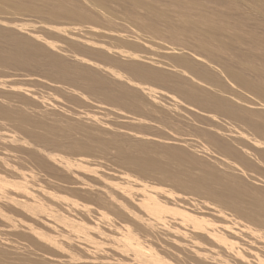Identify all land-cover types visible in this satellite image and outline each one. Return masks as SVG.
Listing matches in <instances>:
<instances>
[{
    "label": "rangeland",
    "instance_id": "1",
    "mask_svg": "<svg viewBox=\"0 0 264 264\" xmlns=\"http://www.w3.org/2000/svg\"><path fill=\"white\" fill-rule=\"evenodd\" d=\"M0 30L1 31L2 30H10V31H13L20 36L35 38V39H37L36 41L40 46H46L48 43H50V41L51 42L54 41V43H56L55 41H57L58 43L60 42V45L57 47L62 49L61 52L64 51L65 55L69 54L71 56L67 57V55H66V57H67L66 58L65 55L59 51L60 49L50 51L51 53L55 52V55L57 54V55H59V57H60V53H61L62 55H64L63 59L65 58V60L67 62H69V63L71 62V64H73L74 67L79 69L80 71L85 70L84 69L85 67H87V69L90 67H91L90 69L93 68V70H91L92 73H93L94 69L97 70V72L96 71L95 72L97 73L96 75H98V78H94L93 75H88V74L83 75V79L86 80L89 84L88 87L86 89H84V88H81V86H79L78 84H75L73 86L74 83L72 84L71 81L69 83L68 82L69 80H66V81L62 80L63 82L64 81L67 82L68 83L67 84L65 82L64 83L61 82V80L59 81L57 79H52L49 75L44 73L43 68L39 67L40 69H38L37 66H33L32 64L26 65V67L23 66V68L21 66L15 65V64H11L14 66H10V64H8L7 66H4V67L1 66L0 67V69H1L0 70V73H1L0 74V81L1 82H4L3 80H6L7 83H11V84H14V83L15 84L18 83L20 85L22 84L24 86V89H27V90L29 89L28 91H33V94L29 93L31 96L40 97L42 94L41 97L45 96L44 98H47V96L50 95V96H48V99H47V102H49L50 106L47 104L48 106L41 107V109L44 108L41 110V115H39L40 114L39 113L40 110L38 109V108H40V107H38V106H40L39 104H37V103L34 104L33 101H29V102L33 103V105H32L31 103L28 102L31 105V107H33L34 105H37V107L34 106V108L30 109L29 104H28L29 106H25V108L29 107V109L26 108V113H28L29 111L31 112V114H30V112L28 113L32 117V123H30V124L32 125L34 123L33 120L35 121V123L37 121V119L36 120L33 119L34 116L32 115V111H34V109H35V114L38 116V117L37 116H35V117L38 118V121H41V123L43 124V128L41 127L42 130L39 129L40 127H38V129L34 128L35 130H37V131H35L33 129L34 131L33 130L32 131L34 133L35 132L37 134L41 133L43 135H45V133L50 134V133H48L49 132L48 129L51 128L50 127L51 125L47 126L46 124H49V123H45V122H48L49 120H50V124L55 123L54 126L59 127L60 125L63 126V123L64 122L66 123L69 117H70V119L68 120L69 122L73 118H74L73 121H75V120L77 121L78 118H81L80 115L84 114V118L82 115V120L78 119L79 124L77 122H74L77 125H75V124L72 125L71 123H73V121H71L70 123L67 122L68 124H66V126L67 125L69 126L71 124L69 127L72 126V129L76 130L75 129L76 127H78V129L81 128V126L79 127V125H81V123L84 122L85 124H87L88 126L83 123L84 127L82 125V128H81V129H84L87 126L86 129L83 131V132H86L85 134L80 132L81 133V135H80L79 130H81V129H79V130L77 129L78 131L72 130L71 132L74 131L76 133L73 132L71 135H73V134L77 135V132H78L77 136L80 135L82 137V135H83V137H82L83 139H80V136H79V139H77L78 137L73 135L74 137H76V138L73 137L74 139L86 140V141H90V140L92 141L93 140V142L98 143V144L94 143L95 144L94 145L93 142L90 141V143H92L91 145H93V147H95L96 145H100L99 142L105 143L106 139L107 140L112 139L113 136H115V134L117 133L118 129L122 128L121 132L123 134L127 131V128H129V130L130 129L131 130H137V132L141 130L140 132L142 134L147 135L151 140H156V138L162 137V136L164 137L166 135L165 138L167 139L166 141H169V143L167 142L169 145L171 144V146H173V144H174L175 148H177L178 146L180 147V148L178 147L176 149L179 151V153L182 152V150L180 151V149L184 148L183 149L184 157L179 156L180 158L183 157V158L187 159L188 162L191 161L190 163H192V161H194L192 164L193 165L195 164V167H192L191 166L192 164L191 165L188 164L189 167L193 171L195 169L198 171L197 168H199V167L197 166V168H196V164H199L200 167L203 166L204 169H206V167L208 165H210L207 167V169L210 168V169H216L217 171H222V164H223L222 162H224L225 158L228 157V159L226 158V160H228L226 162L230 161L229 163H232L234 167L236 166L235 169H237V171L241 170L239 172V175H240V177H242L241 180L243 179L241 182L242 184L240 183L238 185L239 187L237 186L238 189H241V190H238L237 188H235V191H236V193H238L237 194L238 196H240V195L242 196L243 194H245L242 197L241 196L238 197L240 199L239 200L240 202L238 204H240L241 207L239 208L240 211L238 210L239 214L236 213L235 211H234V213L232 212L233 215L236 214V215H234V217H232V224H234V220H236V219L239 220L241 218H242L241 220L245 221V222L243 223L240 220V222H241V224H240L238 221V224L240 225L238 227H235V225L237 224L236 221H235L236 223L234 225H232V224H230V225L232 228L233 227L237 228V229L233 228L235 231L237 230V232H239V230H242V229H239V227H241V225H242V228H243V226L245 227V224L248 221V220L246 221V218L247 217L249 218V215L251 214V213H249L250 207H248V205H249L248 203H251V202H249V198H247V197L248 196L251 197L252 193L254 194V192H253L254 188H255V190H254L255 194L254 195H256L257 199L260 200V198H261V197L258 198L259 192L263 191V193H264V177H263L264 176V173H263L264 172V163H263L264 157L262 158L263 154L261 153V152H264V145H263L264 144V137H262V136H264V135H262V132H264V130L261 129L264 127V125H263L264 124V0H0ZM46 49H48V48H46ZM56 51H58V52H56ZM122 62H124L126 64H123ZM128 64H133L134 66L130 67ZM2 67H3V69H2ZM4 68L7 69V72ZM32 70L35 72H33ZM145 70L147 72H145ZM149 70L152 72H150ZM88 71H89V69H88ZM153 71H155L156 73ZM141 72L147 73L148 80H150V78H151L150 81H146V82L141 79L143 81V83H140L142 85L143 84L147 85V87L153 91V94L150 96L144 95L143 93L139 94L142 91H145L142 87L137 85V83L140 79H138V78L136 79V75L141 73ZM148 72H149V74H148ZM157 72H159V73H157ZM3 73H5V74L3 75ZM152 73H154V75ZM158 74L162 78H160V76L158 78ZM149 75H151V76L149 77ZM2 76H4V77H2ZM44 76H45V78H43ZM155 76H156V78H155ZM5 77H6V79H4ZM19 77H21V78H19ZM47 77H48V80H47ZM157 78H158V80H162L164 78V80L162 81L163 83L161 81L159 82L157 80ZM1 79H3V80H1ZM18 80H19V82H18ZM49 80H51V81L49 82ZM53 80H56V82H54ZM58 81L60 82V84L59 83L57 84ZM142 81H139V82H142ZM33 82H35V84ZM27 83H28V85H27ZM54 83H56V84H54ZM51 84H52V88H51ZM71 84H72L73 88L76 86L77 91L79 89H81L79 92H74V98L72 95L73 91L70 90V92H69L68 89L65 90V88L70 87ZM30 85L31 86L33 85L34 87L33 86L31 87ZM56 85L57 86L60 85L61 88L60 87L57 88ZM8 86L10 88H7V90L9 89L12 91L13 88L11 87V85H8ZM53 86H55L56 88H54ZM64 86H67V87H64ZM50 88L51 89L54 88L57 91L59 89H62V90H59L60 92L58 91L59 92L58 93L57 91H54V89L52 92V90ZM121 88H122V90H125V91H134V92L138 91V93L136 92L135 97H136V100L140 106L141 111L139 110L137 112L136 110H133L132 108H128L129 106L121 104V106H127V108L126 107L122 108L120 106V104L116 103V102L115 103L117 105L114 106V101L109 102V104H106L108 102H106V103L104 102V104H103L102 98H101L102 100H98L100 97L97 93H96L97 97H96V95L94 96L95 98L99 97L96 101L95 98L92 96L94 93L90 92L91 90L98 91V92H110L114 97H118L120 94V91H122ZM63 89L65 91H63ZM82 89H83V91H82ZM3 91L10 92V91H6V90H3ZM45 91L46 92L48 91L47 93H51V94H47ZM49 91H51V92H49ZM61 91L67 93V95H65ZM87 91H89L92 95L88 96L87 94H89V92H87ZM192 91H195V93L196 92L197 93L195 94ZM205 91H209L210 94L214 93L213 94L214 96L216 95L215 94V92H216L218 95L215 97H220L221 99L226 100L227 103H229V104H227V106H221L218 104V102L207 100L206 96H205ZM35 92H37V95H34ZM54 92H56L57 94L56 93L54 94ZM83 92H85V96H83L84 95ZM39 93H40V95L38 96ZM75 93L78 95H76ZM200 93H204V94H200ZM68 94L72 95L71 96L72 99H70V95H68ZM81 94H83V95H81ZM52 95L53 96L55 95V96L53 97ZM56 95H58V96H56ZM86 95L88 96V98H84V100H83V97H87ZM203 95L208 102L206 100H205V102L204 101L201 102L202 100H204L203 99L204 97H202ZM59 97H61V99ZM57 98L60 101H58ZM75 98H76V100H78L79 98L80 99L82 98L81 100L80 99L78 100L79 102L77 101V103H80L82 101V103H80L82 106L80 104H77L75 102L76 100L74 101ZM50 99H52V100H50ZM88 99L89 100L92 99V100L88 101ZM55 100L57 101V103ZM72 101H74L75 103L73 102L74 104H72ZM84 101H86L87 104H88V102H90L89 106H92L90 104H94L97 102L101 103L102 105L98 104V105H100V107L98 108V105L95 106L96 105L95 104V105H93L95 107L89 108V107H87L88 105L86 103H84ZM11 102H12L11 103L12 106L18 105V99L16 97H12ZM53 102H54V104H53ZM70 102H71V104H70ZM213 102H214V104H213ZM83 103H84V106H83ZM230 103H232V104H230ZM56 104L57 105L59 104V106H56ZM105 104L108 105V107H106V108H108L107 109L108 112L110 109L112 110V108H113L111 106L112 104L114 107L118 106L119 107L118 109L113 108V110L115 112L120 111L119 113H117L118 117H117V115H115L116 114L115 112H114V114L110 115L111 114L110 112H109L110 113L109 114V113H107V111H104V109L106 110V108H104ZM216 104H218V106ZM53 105H55L56 108L52 107ZM229 105L230 106L234 105L236 109L233 106H231V110L233 107V111H231ZM73 106L74 107L81 106L85 111L83 109H81V111H80L79 110L80 108L78 109V107H76L75 109H78L77 110L78 112L76 111L77 112L76 113L73 111L74 110ZM101 106H104V107L102 108ZM65 107H67V109L69 111H73V112H67L68 110H66ZM69 107H73V108H71L72 110ZM220 107H222V109ZM22 108H23V110H25L24 106ZM50 108H53L52 109L53 111H54V109H56L55 111L57 113L54 111L56 114H54L53 112H52V114H54V117L57 120H55V118H53V115H49V114H51V113H49L50 110H49V112L47 110ZM87 108H88V112L86 111ZM212 108H214V109H212ZM217 108H219V109H217ZM223 108L226 109L225 110L226 112L224 111ZM60 109H62V110H60ZM116 109H117V111H116ZM215 109H216V111H215ZM43 110H44V113L42 112ZM59 110H60V112L63 111V113L61 112V115H60L61 117H64L65 115H67V116H65V118H67V119L63 120V118H62L63 122L61 121V118L58 117L60 114V112L58 114ZM91 110H92V112L94 111L95 113L94 112L91 113ZM228 110H230V111L228 112ZM238 110H240V111H238ZM36 111H38V112H36ZM64 111L67 112L68 114L67 113L64 114ZM89 111L91 114H89ZM241 111H243V112H241ZM247 111L251 112L252 114L249 112L247 113ZM79 112H82V114ZM83 112H87L86 113L87 117L85 116V113H83ZM135 112H137L138 114ZM219 112H221V113H219ZM231 112H235V113L232 114ZM237 112H238V114H237ZM239 112L241 114L244 113V116H242L243 115L242 114L240 117ZM245 113H247V115ZM33 114H34V112H33ZM63 114H64V116H62ZM71 114H72V116H71ZM75 114L77 116H75ZM88 114H89V116H88ZM92 115H94L93 116L94 120H92L93 118L90 117ZM113 115L115 116V118L113 117ZM257 115H260V116H257ZM40 116L41 117L43 116V117L40 118ZM50 116H52V117H50ZM119 116H123V117H121L122 119L119 118ZM246 116H248V117H246ZM249 116H251V117L255 116V117L251 118ZM48 117H50V118H48ZM76 117H78V118L75 119ZM88 117H89V120H87ZM116 117L119 119L117 120ZM228 117H231L232 119H230ZM233 117H234V119H233ZM0 118L4 120L3 121L0 119L1 122L2 121L4 123L6 122L9 125H10V121L14 120V119H11L8 123L7 118L1 117V115H0ZM58 118L60 119V121ZM90 118H91V121H90ZM137 118L141 119V121H139ZM248 118L250 121L247 120ZM47 119H49V120L47 121ZM134 119H135V121H133ZM226 119H227V121H226ZM53 120L55 122H52ZM79 120H81V121H79ZM241 120H243V121H241ZM244 120H245V122H244ZM43 121H44V123H43ZM96 121H97V123H96ZM60 122H62V123H60ZM228 122H230V123H228ZM242 122H243V124H242ZM248 122L253 124V125L251 124V128H250V123H248ZM2 123L0 124V128H1L0 133L1 132L6 133V131L3 128H7L9 126L6 123H5L6 126L4 123L3 124ZM12 123H14V121L11 122V124ZM15 123L12 124V127L11 126L10 127H11V129L14 127L16 133L13 132L14 128L12 131L10 130V128H7L8 129L7 133H9L11 131V133H13L12 135L15 134L14 137H16L15 139L18 140L16 142H18L19 144L18 143L13 144V143H8V142L7 143L6 142L1 143L2 145L0 144V148H1L0 152L4 151L7 154V152H9V149L10 150H13V149L17 150L18 154L15 153L14 150L11 151V153H15V155L13 154V156L10 155L11 154L10 152L8 153L10 155L8 157H11V158H8V161L10 159H12V157H16L14 160L17 159L15 162L9 161V163L10 164L13 163V165L16 163L17 165H14V166L15 167L18 166L17 168H19L20 164H21L20 168L23 164L24 165L26 164V166L23 165L22 167H24V168H21L20 170L24 169V171H29L27 169L31 170V168H34L37 165L39 166V164H37L36 166H35V164H33L35 162L38 163V161L34 162L32 157L34 158V160H36L35 157H37L36 156L37 152L40 151L41 149H44V148L47 150L48 146H44V145L40 144L39 146H42L43 148L41 147V149L39 148L40 149L39 150L38 146H37L39 143L37 142L38 144L36 145V147H34V144H36L35 143L36 141H35V139L34 140L32 139L33 142L30 143L32 135L29 134V133H32L30 128L32 129V127H34V126L31 127L30 124H29L30 126L26 124L27 125V126L25 125L26 129L29 126V129L26 130L24 125L21 126L20 123H17V122H15ZM89 123H90V125H93V126H90ZM58 124H60V125L58 126ZM236 124H237V126H236ZM239 124H241L242 127ZM245 124L247 125V127ZM17 125H19V126H17ZM74 125H75V128L73 127ZM99 125L101 127H99ZM220 125H222V126H220ZM20 126L22 127L20 129V131H22L23 134H21V132L18 129V127H20ZM66 126L64 124V126L62 128H65ZM122 126H125V127L128 126V127L126 129H123L125 127H122ZM129 126L133 127V128L135 127V129L130 128ZM243 126H245V127H243ZM258 126H259V128H258ZM254 127H255V129H254ZM23 128H24V130H23ZM45 128H46V130H45ZM256 128H257V130H256ZM138 129H140V130H138ZM259 129H261V131ZM2 130H4V131H2ZM29 130L31 132H29ZM112 130H113V132L115 130V132H114L115 134L113 133L114 135L111 134ZM123 130H126V131H123ZM38 131H41V132H38ZM103 131H104V133H103ZM222 131H223V133H222ZM257 131L261 132V136L259 135L260 132L258 133ZM119 132H120V130H119ZM119 132L116 135L119 134L121 136L122 134H120ZM143 132H145V133H143ZM219 132H220V134H219ZM252 132H254L255 134ZM34 133H32V134H34ZM105 133H106V138L103 135ZM128 133L126 134L127 136L131 135L134 132L128 131ZM19 134L23 135V137H21ZM86 134H87V138H86ZM89 134H90V136H89ZM26 135H27L28 139L30 138L29 142H26V140H28V139H24L25 141L22 139V138H27ZM62 135H64V134H60V138L61 137L63 138ZM84 135H85V137H84ZM100 135L101 136L103 135L102 136L103 138H101ZM167 135L168 136L170 135V136L168 137ZM218 135H219V137H218ZM18 136H20V138H21L20 141H19L20 138L17 139ZM244 136H246V137H244ZM259 137H261V138H259ZM62 138H61V140H63ZM169 138L171 140H169ZM176 138H177V140H176ZM87 139H89V140H87ZM98 139L101 141H99ZM172 139H174V140H172ZM179 139H180V141H179ZM239 139L242 143L240 141H236ZM242 139H243V141H242ZM245 139H247V140H245ZM258 139H259V143L257 144ZM261 139H262V141H261ZM95 140H98V141H95ZM254 140L256 141V143H254ZM173 141H174V143H172ZM260 141L263 143L260 144ZM23 142H25V143H23ZM237 142H238V144H237ZM5 143L7 144V146H4V145H6ZM27 143L32 144V146L27 144ZM180 143H182V144H180ZM12 144L14 147L12 146ZM22 144H25V145H23L24 147L22 146ZM224 144H226V145L224 146ZM246 144H247V146H246ZM9 145L12 149L7 148V147H9ZM28 145L31 146V148L28 147ZM15 146L18 149L17 148L15 149ZM26 146L28 147V149H31V150H28ZM216 146H217V148H216ZM2 147H6V148L2 149ZM21 147H23V148H21ZM32 147H34L35 149H33ZM101 147L104 148L102 146V143L100 146H98L96 153H95L96 147H95V150L92 149V150H94V152L92 150H90L91 152L77 153L78 159H79V157L84 158L85 154L87 155L85 158H87L88 156H90L89 154L93 152V154L91 156L94 155V158L90 156L91 158L90 157L87 158V161H89V163L90 162L94 163L98 159V162L94 163L97 168H93V166H94L93 163H91L93 165L92 166L88 162H85L86 164L84 163L85 168L83 170H82V168H80V169L78 168L79 170L78 169L71 170L69 167L66 166L67 167L66 172H60V173H58L57 176L64 178L65 174H66V176L70 175V176H73V177H71V179L74 181H75V179H78V178L80 179L81 178L80 176H82V178H84V179L86 177H88L85 180H89V182L86 181V183L90 184L92 182L90 179H93V177L91 175H93V176H95V175L91 174V172H90V174H88V172L85 174V171H87L85 169H87V168L89 169V167H90L89 165H91L90 169L93 168V169H95L96 172H97L98 168H100L97 172L98 175L102 174V172L105 174L106 173L105 171L107 169H108L107 172H109V170H110L109 168L112 169L113 165L115 166V168L113 166L114 170H112V171H115V169H116V171L119 173L125 172L126 174L133 176L132 174H135L136 171L138 172V170H135L133 168V170L135 172L132 171V173H131L132 169L127 170L128 166L126 167L125 165L119 164L117 161H116L117 162L116 165H115V163H113V165H112L111 161H113L115 159L114 157H116L115 156L116 149L114 150L113 147L109 146V149H111V150L107 151V149H102ZM251 147H253V148L251 149ZM4 149H6V150H4ZM50 149L52 150L54 148L49 147L48 151H51ZM112 149L114 151H112ZM239 149H240V151H239ZM19 150H21L20 151L21 154L19 153ZM58 150L59 151H55V150L54 151L58 152V154H60V156L62 154L63 155L65 154L64 156L63 155L61 156V157H64V159H67V160L69 159V161H70V159L72 161L78 160L77 154L75 156L76 158L73 159L74 156L72 157L71 155H73L75 153H71V155H70V154L65 153L67 151H63L61 149H58ZM185 150L187 151V154H185L186 153ZM28 151L29 152L31 151L30 152L31 155L33 154V151H35L34 152L35 154L30 156ZM100 151L101 152L103 151L102 152L103 154L101 153V155L100 156L98 155V157L96 158L95 155L99 154ZM255 151L257 154L255 153ZM24 152H25V154H24ZM51 152H53V151H51ZM104 152H106V153L111 152L112 155L113 154L114 155L112 156L111 153H108L105 155ZM247 152H248V154H247ZM67 153H69V152H67ZM236 153H238V154H236ZM3 154H0V156L3 157L4 156ZM22 154H23V156H22ZM181 154L182 153H180V155ZM189 154L193 155V157L190 156ZM201 154H203V155H201ZM18 155H19V157H17ZM26 155H28V156H26ZM110 155L112 156L113 159H110L111 158ZM186 155H187V157H186ZM243 155H245V156H243ZM65 156H66V158H65ZM188 156H190L192 159ZM194 156H195V158H197V157L198 158L194 159ZM224 156H226V157H224ZM20 157H21V160H19ZM22 157H24L26 159V160L24 159L25 162H24ZM27 157H31V158H27ZM42 158H43V156H42ZM27 159H28V161H27ZM29 159H32V160L30 161ZM93 159H94V161H93ZM105 159L109 160L108 164H106L107 161ZM161 159H163V157ZM189 159H191V160H189ZM198 159L200 162L196 161ZM236 159H237V161H235ZM250 159H252L253 161ZM47 160H48V162H47ZM220 160H222V161H220ZM17 161H22L23 163L22 162L18 163ZM42 161L44 163L46 162V165H49L51 162L53 163V161H50V159H47V158H43ZM201 161H203V162H201ZM104 162L106 165L103 164ZM113 162H115V161H113ZM196 162H198V163H196ZM243 162H244V164H243ZM258 162H259V164H258ZM52 163L50 164L51 166H52ZM97 163H99L100 165ZM203 163L204 164L207 163L206 166L201 165ZM252 163H253V166L251 165ZM53 164H55V163H53ZM101 164L103 166L105 165L106 167L105 166L104 167L107 169H104V167ZM110 164H111V166H107ZM118 164L122 165L123 167H121V166L118 167L117 166ZM261 164H263V165H261ZM31 165H33V166H31ZM97 165H99V166H97ZM211 165L215 166V168ZM246 166L248 167V169H250L251 166L252 167L250 170H248ZM254 166H255V168H254ZM117 167L120 169V171ZM262 167H263V169H262ZM36 168L38 169L39 167H36ZM101 168H103L104 171ZM203 168L199 169V170L200 171L204 170ZM35 169H33L34 171H30V172H35V171L37 172V170H35ZM64 169H65V165H64ZM128 169H129V167H128ZM101 170H102V172H100ZM83 171H84V174H83ZM197 171L193 172V174L194 173L199 174V171L198 172ZM261 171H263L262 172L263 174L261 173ZM79 172H80L79 177L74 178L73 174H79ZM137 172H136V174H137ZM1 173L2 172L0 171V176L2 175L0 180L3 179V174H1ZM44 173L42 172L41 175L45 176V175H43ZM63 173H64V175H63ZM138 173H140V172H138ZM140 175H142V173H140ZM140 175H139V177H140ZM76 176H78V175H76ZM155 176L156 175H153V174L152 175L151 174H147V175L143 174V176H141L139 178L136 175V177L139 178L140 180H143V181L147 180L146 182L151 180L152 182L150 181L149 184H151V183L153 184V182H156V185L151 184L152 186L158 185L157 187H160V186L164 185L161 188L165 189V186H166L169 188V189L167 188L166 190L172 191V189L174 188L179 193L185 192L184 191L185 188H184V190L182 189L183 191H181L180 187H178V186L176 187V185L171 183L170 181L168 182L166 179H164L163 177H160L159 175H158V177H155ZM133 177H135V176H133ZM243 177H245L246 179ZM256 177H258L259 179H257ZM157 178H158V180H157ZM254 178L256 180H254ZM79 179L76 181H79ZM153 180H155V181H153ZM245 181H247L248 183ZM161 182H164V184L162 183V185L159 186V183H161ZM166 182H168V183H166ZM255 182L257 184L259 183L260 186L257 185ZM94 183L95 182H92L90 185H94ZM218 183H219V186L215 185V187H216L215 190L219 189L220 192H217L219 190H217L216 192L223 194V193H221V192H223V191H221V189H222V186H220L221 183L220 182H218ZM172 184L177 189L175 187L171 186ZM245 184L247 185V188H246ZM253 184H254V186H253ZM244 185H245V187H244ZM95 186L96 185H94V187ZM217 187H219V188H217ZM178 188H180V189H178ZM243 188L244 189L245 188L251 189L250 190L251 193L249 192V190H246V189L244 191ZM187 191H188V189H186V192ZM190 191L191 190H189V193H191ZM239 191H242V192L239 193ZM173 192H175V191H173ZM194 193H196V192H194ZM256 193H258V194H256ZM263 193H262V195H263ZM200 194H202V195H200ZM200 194L198 196V194L196 193V196H198V198H200L202 196L203 199L205 200V197H207V196L205 194H203L202 192H200ZM12 195H14V194H12ZM66 195L67 196H65V198L66 197L70 198V196L72 194L71 195L66 194ZM246 195H248V196H246ZM243 197L245 199L244 201L248 200L247 201L248 205L244 204L246 202H244L243 200L241 201V198H243ZM256 197L254 196L253 198L256 199ZM33 199H36V198H33ZM33 199H32V201H29V204H30V202H33ZM79 199H77V203H78ZM207 199H209V200H207ZM84 200H86V198H84ZM206 200L210 201L213 199H210L209 197H207ZM226 200L230 201L229 199L225 198V201ZM253 200H252V202H253ZM35 201H37V200H35ZM35 201H34V204L32 203L33 206L35 204H38V205H35L36 207L34 206L35 209H39V206H42V208H40V211L37 210L39 215L35 211L37 214V215H35V217L31 216V215L29 216L27 214V215H25L26 218L30 219L31 217H34L35 219H38L42 223L46 221L47 224H48V221L50 223V220H51L50 224H52L54 222L53 224H55V225H53V226H55V228L59 225L63 226L62 223H60V222H59L60 224L57 221L56 222L58 224H56L55 221L52 222V219L53 220H58V219L50 216V214H49L50 207H44V205H40L38 202L36 203ZM213 201H210V202H213ZM250 201H251V199H250ZM80 202L84 206H82V205L78 206V204ZM80 202L78 204L76 203L78 206L76 209H77V211L80 212V215L77 211H74V210H76L74 207L75 205H73L72 212L74 213V215L76 212L78 214H76L74 216L73 213L71 211H69V212H71L70 215L72 214L71 215L72 218L77 223H79L80 219L82 218L81 217V214H83L82 207L83 208L86 207L85 205L87 202H88L87 206H88L89 210L93 211L95 209V207L91 206L92 203L89 204L90 202L87 200H86V202L84 201L85 202L84 203L82 198H81ZM255 202H256V204H254ZM263 202H264V199L261 200V202L260 201L257 202L255 200L253 203L254 206L251 207V210H250V212L256 211V213H257L258 209H259L258 212L261 210L260 214L255 213L256 216L254 217V218H257V217L260 218V221H259V219H258L259 222L257 221L259 224L260 223L264 224L263 223V220H264V217H263L264 216V210H263L264 208L263 207L264 206L258 205V203L260 204ZM226 204L228 206H231L230 203H226ZM89 205L92 207V209L93 208L94 209L92 210L91 207H89ZM257 205H258V207H261L263 209H261V208L256 209ZM242 206H244V208ZM249 206H252V205H249ZM6 207H8L9 209ZM2 208L3 209H1V210L5 213V215L11 214V216H13L15 214L14 215L15 218H17V219L23 218L24 221H26L27 223L24 222L23 220H20V219H18V220L23 222V224H25V225L26 224L29 225L28 224L29 221H27V219L24 218L25 216L22 215L23 216L22 217L20 214H18L21 210L18 213H16L17 210L14 208L16 211L14 213L13 212L14 209L10 208L8 205L4 206ZM47 208H49V210ZM252 208H255V209L253 210ZM6 209L8 210V212L5 211ZM10 209H11V211H10ZM44 210H48V212H46ZM242 210H244V212H242ZM246 210H248L247 211L249 213L248 216H246L247 215V212H245ZM45 212L47 213L46 216H48V217L50 216V218L45 216V214H46ZM240 212H242V213H240ZM254 212L252 213L253 215L251 214V216H254ZM21 213H22V211H21ZM261 213H263V216L261 215ZM24 214H25V212H24ZM243 214H244V216H246V218L243 217ZM260 215H261V217H259ZM251 216H250V218H252ZM13 217H11V218L14 219ZM34 218H33L34 221L31 222L32 219H30L29 223H31L33 226L36 225L37 223L39 225L38 220H35ZM233 218H236V219H233ZM254 220H257V219H254ZM248 222H250V221H248ZM41 224H40V226H41ZM32 225H31V227H33ZM43 225H45V224H43ZM45 226L43 227V229L45 228ZM61 226H59L60 228L58 227L59 229H53V230H55L56 233H58L57 231H59V233H61L63 230H66L68 227L70 229V227H71V226H65L67 228L63 229V228H61ZM252 226H253V223H252ZM38 227L36 226L35 228L38 229ZM18 229L21 230V228H16L15 231H17ZM46 229L49 230L46 227L44 229V231H46V232H47ZM71 229L69 231L66 230L63 233L68 236L72 232L70 234V235L73 234L71 236V238L77 237V239H79V237L82 234H80L79 231H77L78 233L76 234L75 233L76 229L74 230L75 231L74 232L75 234H74L73 233L74 228L72 230ZM262 229H264V228H262ZM19 230L17 233L14 230L12 231V230H8V229H3L4 235H2V239H3L2 247L4 245L3 248L5 251V255L3 254L4 251L2 253H0V261H1L0 264H7V263L10 264V262H11V264H13V263L14 264H42V263L48 264V262H49V264H55L56 260L52 256L54 255L56 257V253H57L56 259L61 257L59 259L63 260L67 256L66 254H68V252H70V250L71 251H74V250L77 251L78 248H80L82 250L83 249L82 247L85 246V245L83 246L84 243L86 244L85 247L89 248L88 247L89 245H87V243L83 239L81 242L82 236L80 237V240H78V242L79 241L81 242V244H80V243H77V239L76 240L74 239L75 241H73V238L71 239L70 235L68 236V238H65L67 236L61 233L60 235L65 236V237H62L60 239V240L65 239L64 242H61V243H63V245L65 247L63 245L61 246V244H59V246L55 245V248H54L53 247L54 244H52L51 242H48L49 240H45L42 236H39L40 233L42 234L44 232L42 230V228L39 227L38 231H36L39 233V234L37 233L38 235H35V233H32V232H31L32 233L31 234L29 231H26V229H25V231L27 233L28 232L30 233V236H29V234H27V233L26 234L29 236V238L32 237L31 239L33 241L31 239H27V241H26L25 238H27L26 237L27 235L25 233H22V231L24 229H22V231H20L21 234H19ZM41 230L43 232H41ZM243 230H244V228H243ZM133 231H134V229H133ZM136 231L137 230L134 231L135 233L133 232V234L137 235V237L134 235V239H135V237L137 239L139 237V233H140L141 237H139V238H141V240H142V238L145 237L144 232L141 233L138 231V233L136 234ZM242 231L239 234H241ZM13 232L16 233V237H18L20 235V237L18 239H21V240H19V241H18V239L16 240L15 234ZM49 232H51V231H49ZM49 232H47V233L44 232V233L47 235H50V234H48ZM65 232H67V233H65ZM22 234L24 237L21 236ZM51 234H52V232H51ZM6 235H8V236H6ZM60 235H58L59 238H60ZM4 236H6V237H4ZM92 236H93V234H92ZM120 237L121 236H118V239ZM6 238H8V239H6ZM69 238L72 240L71 241L72 245L77 243V245L79 244L81 246L79 247V245H78V248H77L76 247L77 245L75 244L76 246H72L73 250L71 248H69V250H68L67 247H71V244L69 246H67L68 243H66L65 241H67ZM111 238L112 237L104 238L105 240L108 239L107 241L109 244L105 243L106 245L104 244L103 239H101V241L99 240L100 242L99 241L98 242L99 243L102 242L101 244H104L106 247H107V245H110V244L112 245L114 243L115 245H112V246H114L115 249H112L114 247H112L110 245L112 247L111 251L118 249L119 246L117 247V245H116V241L118 239L117 240L115 239V241H114V239L112 238L114 242L112 241L110 243ZM139 238H138V240H140ZM145 239H143L141 242L143 244H141L138 240H136V241H138L139 244L142 245V247L145 246L146 249H148V248L152 249L154 247L153 251L155 252V250H156L155 249L156 248L155 243L153 241H151L152 244L154 243L153 244L154 246L152 245L150 247L151 243L148 241L150 243L149 244L147 241H145ZM30 240L34 244L31 243ZM122 240L123 239L121 238L120 241H122ZM8 241L9 242L11 241V242L5 244ZM28 241L30 242V244ZM45 241H47L48 244ZM107 241H105V242H107ZM134 241L135 240H133V242ZM144 241L146 242L145 245H144ZM68 242H70V241H68ZM117 242L119 243V240ZM121 243H123V242H121ZM9 244H11V245H9ZM31 244H32V246H30ZM101 244H99V245H101ZM120 244H118V245H120ZM33 245L34 246L37 245V247H34ZM147 245H149V246L147 247ZM6 246H8V247H6ZM50 246H51V248H50ZM103 246L101 245V248H100V246L97 248H99L100 251H101V249L103 251V248H104ZM110 246L108 248H104L103 252L107 251V254H110V253L112 254L114 251L113 252L110 251ZM60 247H64V248H60ZM74 247H76V249ZM9 249H11L12 253L8 252V251H10ZM13 249H15V252H13L14 251ZM16 249L17 250L19 249V251L16 252L17 251ZM107 249H109V251H110L109 253H108ZM120 249H122V248H120ZM20 251H21V253H20ZM76 251H74L75 256L77 255ZM79 251L80 250L78 249L77 253ZM116 251L115 252L117 254H119L118 252H121V250H119V249ZM60 252H64V253H60ZM115 252H114V254H115ZM6 253L9 256V258L6 255ZM129 253H131V254H129ZM59 254H60V256H59ZM72 254L73 253L71 252V255ZM79 254L81 255V253H78L77 256H79ZM117 254H115V255H117ZM122 254L129 255L128 258H126L127 255L124 256V258L128 259L129 261H130L129 257L130 256L133 257L132 252H130L129 250H128V252L126 251V253H122ZM20 256H21V258H20ZM36 256H38V257H36ZM62 256H64V257H62ZM28 257H29V259H28ZM51 257L53 258L54 262H53ZM156 257L157 256H155L154 254H152V256H151L152 259L158 260L159 258H156ZM41 258L43 259V261ZM49 258L52 262L49 260ZM133 258H131V259L133 260ZM5 260L8 262H6ZM46 261H47V263H46ZM56 264H59V260L56 261Z\"/></svg>",
    "mask_w": 264,
    "mask_h": 264
},
{
    "label": "bare ground",
    "instance_id": "2",
    "mask_svg": "<svg viewBox=\"0 0 264 264\" xmlns=\"http://www.w3.org/2000/svg\"><path fill=\"white\" fill-rule=\"evenodd\" d=\"M37 39H35V38H29V37H25V36H20V35H18V34H16L15 32H13V31H10V30H0V67L1 66H7L8 64H10V66H14V65H11V64H15V65H17V66H21L22 68H23V66H25L26 67V65H29V64H32L33 66H37V68L38 69H40V68H43L44 69V73L45 74H47V75H49L52 79H57V80H61V82H63L62 80H69L68 82L70 83V81H71V83L73 84V86L75 85V84H78L79 86H81V88H84V89H86L87 87H88V82L86 81V80H84L83 79V75H85V74H88V75H93V77L94 78H98V75H96L97 73V70L96 69H94V71H93V73H92V71L91 70H93V68L92 69H90V68H88L89 69V71H88V69H87V67H85L84 69L85 70H83V71H80L79 69H77V68H75L74 67V65L73 64H71V62L69 63V62H67L66 60H65V58L63 59V57H64V55H65V52L63 53V52H61V50L62 49H60L59 47H57V46H59L60 45V42L58 43L57 41H55L56 43H54V41L53 42H51L50 41V43H48L46 46H40L38 43H37V41H36ZM46 48H48V49H46ZM62 48V47H61ZM58 49H60L59 51L62 53V54H64V55H62L60 52V57H59V55H55V52L54 53H51L50 51H53V50H58ZM56 52H58V51H56ZM67 55V57H70L71 55H69V54H66ZM66 55H65V57H66ZM69 55V56H68ZM66 57V58H67ZM68 60V59H67ZM123 64H126V63H124V62H122ZM130 67H133L134 65L133 64H128ZM3 67H2V69H3ZM28 67V66H27ZM40 67V68H39ZM16 68V67H15ZM19 68V67H18ZM5 70H6V72H7V69L6 68H4ZM12 69V68H11ZM87 69V70H86ZM151 69V68H150ZM153 69V68H152ZM1 70V69H0ZM25 70V69H24ZM148 70V69H147ZM156 70V69H155ZM4 71V70H3ZM2 71V72H3ZM15 71V70H14ZM22 71V70H21ZM26 71V70H25ZM29 71V70H28ZM33 71V70H32ZM96 71V72H95ZM150 71V70H149ZM157 71V70H156ZM18 72V71H17ZM16 72V73H17ZM33 72H35V71H33ZM95 72V73H94ZM145 72H147L146 70H145ZM150 72H152V71H150ZM153 72H155V71H153ZM10 73V72H9ZM28 73V72H27ZM156 73V72H155ZM157 73H159V72H157ZM1 74V73H0ZM5 73H3V75H4ZM8 74V73H7ZM30 74V73H29ZM35 74V73H34ZM148 74H149V72H148ZM153 75H154V73H152ZM15 75V74H14ZM19 75V74H18ZM157 75V74H156ZM33 76V75H32ZM151 75H149V77H150ZM159 74H158V78H159ZM2 77H4V76H2ZM10 77V76H9ZM24 77V76H23ZM19 78H21V77H19ZM43 78H45V76L43 77ZM140 79L139 81H150L151 80V78H150V80H148V75H147V73H139V74H137L136 75V79ZM155 78H156V76H155ZM158 78H157V80H158ZM160 78H162L161 76H160ZM4 79H6V77L4 78ZM18 79V78H17ZM16 79V80H17ZM30 79V78H29ZM135 79V80H136ZM142 79V80H141ZM153 79V78H152ZM1 80H3V79H1ZM46 80V79H45ZM47 80H48V77H47ZM154 80V79H153ZM152 80V81H153ZM164 80V78L162 79V80H158L159 82L161 81H163ZM166 80V79H165ZM4 82H1L0 81V115H1V117H5V118H7L8 119V123H9V121L11 120V119H14V120H12V121H10V125L9 124H7L6 122V124L9 126V127H7V128H10V130L12 131L13 130V128L11 129V127H12V124H14L15 122H17V123H20V125L21 126H23L24 125V127H25V129H26V126L27 125H29L30 123H32V117L30 116V114H31V112H30V114H28V113H26V108H28L29 109V107H26L25 108V106H29L30 104L29 103H31L32 105H33V103L35 104V103H37V104H39L40 106H38V107H40V108H38L39 110H40V114L39 115H41V110L42 109H44V108H42L41 109V107H46V106H48L49 105V102H47V99H48V96H50V95H48L47 96V98H44V97H41L42 96V94H41V96L40 97H35V96H31L29 93H32L33 94V91H28L27 89H24V86L21 84H11V83H7V81L6 80H3ZM6 81V82H5ZM31 81V80H30ZM29 81V82H30ZM51 80H49V82H50ZM54 82H56V80H53ZM57 82V84L59 83L60 84V82ZM64 81V82H65ZM138 81V80H137ZM138 81V83H137V85H139L140 87H142L145 91H140L141 93H139V94H144V95H152L153 94V91L151 90V89H149L148 87H147V85H145V84H140V83H143V81L142 82H139ZM18 82H19V80H18ZM26 82V81H25ZM37 82V81H36ZM48 82V81H47ZM63 82V83H64ZM34 84H35V82H33ZM53 83V82H52ZM62 83V84H63ZM65 83H67V82H65ZM163 83V82H162ZM54 84H56V83H54ZM61 84V85H62ZM68 84V83H67ZM72 84L70 85V87H67V86H64V87H67V88H65V90L66 89H68V91L70 92V90L71 91H73V98H74V92H79L81 89H79L78 91H77V88H76V86L73 88V86H72ZM8 85H11V87L13 88V90L11 91V90H7V88H10ZM13 85V86H12ZM27 85H28V83H27ZM38 85V84H37ZM50 85V84H49ZM64 85V84H63ZM31 86V85H30ZM33 86V85H32ZM31 86V87H32ZM39 86V85H38ZM48 86V85H47ZM34 87V86H33ZM54 88H58V87H60L61 88V86L59 85V86H57L56 85V87L55 86H53ZM63 87V86H62ZM11 88V89H12ZM28 88V87H27ZM51 88H52V84H51ZM50 88V89H51ZM53 88V89H54ZM76 88V89H75ZM33 89V88H32ZM53 89H51L52 90V92H53ZM3 90H6V91H10V92H5V91H3ZM49 90V89H48ZM59 90H62V89H59ZM58 90V91H59ZM64 89H63V91H65ZM121 90H122V88H121ZM35 91V90H34ZM37 91V90H36ZM54 91H57V90H55L54 89ZM57 91V92H58ZM63 91H61V92H63ZM82 91H83V89H82ZM46 92V91H45ZM48 92V91H47ZM46 92V93H47ZM49 92H51V91H49ZM60 92V91H59ZM58 92V93H59ZM68 92V93H69ZM87 92H89V91H87ZM94 93L93 95L91 94V93ZM89 92V94H87L88 96H90V95H92L93 97L96 95V93L99 95V99L98 98H95V100L97 101V99L98 100H102L103 99V104H104V102L106 103V102H108V103H106V104H109V102H113L114 101V106L115 105H117L116 103H119L120 104V106H121V104H123V105H127V106H129L128 108H132L133 110H136L137 112L140 110L141 111V109H140V106H139V104H138V102H137V100H136V92L138 93V91H125V90H122V91H120V94H119V96L118 97H114L110 92H98V91H93V90H91ZM192 92H194L195 93V91H192ZM56 92H54V94H55ZM65 95H67V93H65V92H63ZM82 93V92H81ZM84 93V95L83 94H81V95H83V96H85V92H83ZM197 93V92H196ZM195 93V94H196ZM213 93V92H212ZM44 94V93H43ZM47 94H51V93H47ZM57 94V93H56ZM61 94V93H60ZM76 94V93H75ZM194 94V95H195ZM200 94H204V93H200ZM214 94V93H213ZM213 94H210V92L209 91H205V96H206V99L207 100H209V101H214V102H218V104L219 105H221V106H227V104H229V103H227V101L226 100H223V99H221L220 97H215V96H217L218 94L215 92V96L213 95ZM34 95H37V92H35V94ZM40 95V93L38 94V96ZM59 95V94H58ZM58 95H56V96H58ZM62 95V94H61ZM60 95V96H61ZM68 95H70V94H68ZM72 95H70V99H72ZM76 95H78V94H76ZM86 95V96H87ZM53 96V95H52ZM55 96V95H54ZM53 96V97H54ZM88 96L87 97H83V100H84V98H88ZM91 96V97H92ZM201 96V95H200ZM12 97H16L17 99H18V105L17 106H12V102H11V98ZM79 97V96H78ZM96 97H97V95H96ZM196 97V96H195ZM202 97H204V95L202 96ZM222 97V96H221ZM56 98V97H55ZM60 99H61V97H59ZM102 98V99H101ZM53 99V98H52ZM52 99H50V100H52ZM58 99V98H57ZM56 99V100H57ZM78 99V98H77ZM80 99V98H79ZM78 99V100H79ZM82 99V98H81ZM80 99V100H81ZM204 100H202L201 102H205V97L203 98ZM55 100V101H56ZM76 100V98L74 99V101ZM78 100H76L75 102L77 103V101ZM87 100V99H86ZM90 100H92V99H90ZM89 99H88V101H90ZM206 100V101H207ZM29 101H33V103L32 102H29ZM54 101V102H55ZM58 101H60L59 99H58ZM71 101V100H70ZM74 101H72V104H74L75 102ZM94 101V100H93ZM231 101V100H230ZM29 102V103H28ZM54 102H53V104H54ZM74 102V103H73ZM79 102V101H78ZM101 102V101H100ZM116 102V103H115ZM208 102V101H207ZM214 102H213V104H214ZM56 103H57V101H56ZM80 103H82V101L80 102ZM80 103H77V104H80ZM84 103H86L87 104V102L86 101H84ZM84 103H83V106H84ZM89 103L90 102H88V106L87 107H89V108H91V107H95V106H97L98 104H100V105H102L101 103H94V104H90V105H92V106H89ZM92 103V102H91ZM210 103V102H209ZM29 104V105H28ZM48 104V105H47ZM51 104V103H50ZM60 104V103H59ZM59 104L57 105L56 104V106H59ZM70 104H71V102H70ZM96 104V105H95ZM104 105V106H101L102 108L104 107V108H106V107H108V105ZM207 104V103H206ZM218 104H216L217 106H218ZM230 104H232V103H230ZM234 104V103H233ZM21 105V106H20ZM76 105V104H75ZM81 105V104H80ZM93 105H95V106H93ZM100 105H98V108L100 107ZM210 105V104H209ZM24 106V108H25V110H23V107ZM34 106H36L37 107V105H34ZM34 106L33 107H31V105H30V109L31 108H34ZM50 106V105H49ZM61 106V105H60ZM82 106V105H81ZM81 106H76V107H78V109L81 111V109H83ZM113 108H119L118 106L117 107H114L113 106V104L111 105ZM127 106H121L122 108H127ZM212 106V105H211ZM230 106V105H229ZM231 106H233L234 108H235V106L234 105H231ZM231 106H230V110H231ZM52 107H55V105H53ZM63 107V106H62ZM61 107V108H62ZM74 107V106H73ZM73 107H69L70 109L71 108H73ZM76 107H74V112H76L78 109H75ZM214 107V106H213ZM233 107H232V110L231 111H233ZM56 108V107H55ZM66 108V110H68L67 109V107H65ZM64 108V109H65ZM97 108V107H96ZM101 108V109H102ZM111 108V107H110ZM113 108H112V110H113ZM216 108V107H215ZM221 109H222V107H220ZM37 109V110H38ZM53 108H50V109H46L48 112H49V110H50V112L49 113H51V114H49V115H53V118H55L54 117V114H56L57 112L55 111L56 109H54V111L56 112H54L53 110H52ZM59 109V108H58ZM63 109V110H64ZM86 109V108H85ZM107 109L108 108H106V110L104 109V111H107ZM117 109H116V111H117ZM212 109H214V108H212ZM217 109H219V108H217ZM224 109V108H223ZM236 109V108H235ZM45 110V111H46ZM52 110V111H51ZM60 110H62V109H60ZM60 110L58 111V114H59V112H60ZM72 110V109H71ZM84 110V109H83ZM82 110V111H83ZM90 110V109H89ZM103 110V109H102ZM101 110V111H102ZM111 110V109H110ZM109 110V112L111 113H109L108 111H107V113H109L110 115H112V114H114V110L112 111H110ZM226 109H224V111H225ZM230 110H228V112L230 111ZM243 110V109H242ZM73 111H67V112H73ZM85 111V110H84ZM87 112H88V108H87V110H86ZM215 111H216V109H215ZM214 111V112H215ZM218 111V110H217ZM220 111V110H219ZM223 111V112H224ZM238 111H240V110H238ZM33 112H34V114H33ZM36 112H38V111H36ZM43 113H44V110L42 111ZM52 112L54 113V114H52ZM62 113H63V111H61ZM61 112H60V114H59V118H61V121L63 122V120H65V119H67V118H65V116H67V115H65L64 116V114H66L67 112H65L64 111V114L62 115V116H64V117H61L60 115H61ZM78 112V111H77ZM76 112V113H77ZM87 112H83V113H85V116H86V113ZM94 112V111H93ZM92 112V110H91V113H93ZM113 112V113H112ZM120 112V111H119ZM119 112H115L116 114L115 115H117V117H118V114L117 113H119ZM137 112H135V113H137ZM222 112V111H221ZM221 112H219V113H221ZM226 112V111H225ZM227 112V113H228ZM241 112H243V111H241ZM249 111H247V113H248ZM79 113H81L82 114V112H79ZM90 113V111H89V114H91ZM95 113V112H94ZM134 113V114H135ZM232 114H234L235 112H231ZM247 113H245L246 115H247ZM249 113H251V112H249ZM57 114V115H58ZM68 114V113H67ZM70 114V113H69ZM89 114H88V116H89ZM138 114V113H137ZM216 114V113H215ZM226 114V113H225ZM237 114H238V112H237ZM239 116L241 117V115L242 116H244V113H240L239 112ZM252 114V113H251ZM262 114V113H261ZM32 115L35 117V116H37L36 114H35V109H34V111H32ZM43 115V114H42ZM48 115V116H49ZM83 115V118H84V114H82ZM82 115H80V117L81 118H78V117H76L75 119H81L82 120ZM95 115V114H94ZM94 115H92V116H90V117H92L93 118V116ZM120 115V114H119ZM217 115V114H216ZM220 115V114H219ZM249 115V114H248ZM69 116V115H68ZM71 116H72V114H71ZM75 116H77L76 114H75ZM138 116V115H137ZM222 116V115H221ZM257 116H260V115H257ZM33 117V119H37V121H38V118H34ZM38 117V116H37ZM43 117V116H42ZM41 116H40V118H42ZM50 117H52V116H50ZM50 117H48V118H50ZM87 117V116H86ZM85 117V118H86ZM96 117V116H95ZM113 117L115 118V116L113 115ZM116 117V118H117ZM121 117H123V116H119V118H121ZM224 117V116H223ZM222 117V118H223ZM246 117H248V116H246ZM249 117H251V116H249ZM255 117V116H254ZM253 116L251 117V118H254ZM46 118V117H45ZM44 118V119H45ZM58 118V119H59ZM62 118H63V120H62ZM97 118V117H96ZM95 118V119H96ZM119 118H117V120L119 119ZM228 118H230V119H232L231 117H228ZM1 119V118H0ZM43 119V120H44ZM70 119V117L68 118V120ZM78 119H77V121L75 120V121H73L74 120V118L73 119H71L70 120V122L71 121H73V123H71L72 125L73 124H75V125H77L76 123H74V122H77L78 123ZM122 119V118H121ZM126 119V118H125ZM139 121H141V119H139V118H137ZM220 119V118H219ZM233 119H234V117H233ZM238 119V118H237ZM245 119V118H244ZM1 120H3V119H1ZM1 120H0V122H1ZM49 119H47V121H48ZM55 120H57L56 118H55ZM67 120V122H69ZM81 120H79V121H81ZM85 120V119H84ZM83 120V121H84ZM87 120H89V117H88V119ZM92 120H94V118L92 119ZM229 120V119H228ZM240 120V119H239ZM247 120H249V118L247 119ZM4 121V120H3ZM2 121V122H3ZM14 121V123H12L11 124V122H13ZM36 121V123H35V121L33 120V124L31 125V127L32 126H34V127H32V129L30 128V130L32 131L34 128H36V129H38V127H40L39 129H41V127L43 128V124L41 123V121H38L37 122ZM59 121H60V119H59ZM82 121V122H83ZM90 121H91V118H90ZM89 121V122H90ZM133 121H135V119L133 120ZM226 121H227V119H226ZM241 121H243V120H241ZM250 121V120H249ZM1 122V123H2ZM52 122H55L54 120L52 121ZM62 122H60V123H62ZM63 123V126H64V124H65V126H66V124H68V123ZM69 122V123H70ZM233 122V121H232ZM237 122V121H236ZM244 122H245V120H244ZM0 123V124H1ZM4 123V122H3ZM2 123V124H3ZM4 123V124H5ZM43 123H44V121H43ZM45 123H49V124H46L47 126H49V125H51L49 128L50 129H48L49 130V132L48 133H50V134H47V133H45V135H43V134H37L36 132L34 133L33 131L35 130H33L32 131V133H34V134H32V133H29V132H31L30 130H29V134L30 135H32V137H31V140L33 139H35V143L36 144H34V147H36V145L38 146V149L40 148L41 149V147L42 146H39L40 144L41 145H44V146H48L47 148V150L44 148V149H39L40 151H36L37 152V157H35L36 158V160H34V158L32 157V159H33V161L35 162V161H38V163L37 162H35V163H33V164H35V166L37 165V164H39V166L37 165L36 167H39L38 169L36 168V167H34V168H31V170L30 169H27V170H29V171H24V169L23 170H20L21 168H24V167H22L21 166V168H20V165H19V168H17V167H15L14 165H17L16 163L13 165V163L12 164H10L9 163V161H16V160H14L16 157H12V159H10L9 161H8V158H11V157H8V156H10V155H12L13 156V154L15 155V153H17L18 154V151L17 150H14V152L15 153H11V151H13V150H10L9 149V152L11 153L10 155L8 154L9 152H7V154L4 152V151H1L0 152V154H3L4 156L2 157V156H0V171L2 172L1 174H3V179L2 180H0V253H2L3 251H4V245H3V247H2V241H3V239H2V235H4V232H3V229H8V230H14L15 231V229L16 228H21V230H19V234H21L20 233V231H22V229H24L23 231H22V233H27L26 231H29L30 233L32 232V233H35V235H38L39 233L38 232H36V231H38V229H39V227L40 228H42V230L44 231V229L47 227L49 230H47V232H49V231H51L52 232V234H51V232H49L48 234H50V235H47V234H45V233H47L46 231H42L41 230V232H43L42 234L40 233L39 234V236H42L45 240H49L48 242H51L52 244H54V248H55V245H57V246H59V244H61V246L63 245V243H61V242H64V240H60L62 237H65V236H63V235H60L61 233L62 234H64L63 232L64 231H66V230H70L72 227L74 228H72L73 229V233L75 232L76 234L78 233L77 231H79V233L80 234H82L81 236H82V238H81V242H82V239L87 243V245H89L88 247L89 248H86L85 246H86V244L84 243H82L83 244V246L84 247H82L83 249L81 250L80 248H78V245H77V243H80L81 244V242L79 241L78 242V240H80V237H79V239H77V237L76 238H73V241H75L76 239H77V243H73L74 245H72V238H71V236L73 235H70L69 233V235H70V238L67 240V241H65L66 243H68V245L67 246H69L70 244H71V247H67L68 248V250H69V248H73L72 246H76L80 251L78 252V253H81V255L79 254V256H77L78 255V253H77V251H78V249H77V251L76 250H74V251H76V256H75V253H74V251H71L70 250V252H68V254H66L67 256L62 260H60L59 258H61V257H59L60 256V254H59V258L58 259H56L57 258V253H56V257L53 255L52 257L53 258H55V260L57 261V260H59V264H264V229H262V228H264V224H262V223H258L259 221H260V218H254L256 215H255V213H256V211L254 212V211H252V212H250V210H251V207H253L254 206V204H256V202L254 203V201L256 200L257 202H261V200H263L264 199V193H263V191L262 192H259V196H258V198L259 197H261L260 198V200L259 199H257V197H256V195H254L255 194V188H254V190H253V192H254V194L252 195L251 194V197L250 196H248V195H246V196H248L247 198H249V202H251V203H248L247 201L248 200H246V201H244L245 199H244V197L243 198H241V201L243 200L244 202H246V203H244V204H249V205H252V206H249L248 204V207H250V210H249V213H253L254 212V216H251V214L249 215V218L247 217L246 218V216H248V210H246L245 212H247V215L246 216H244V214H243V217H245L246 218V221L248 220V221H250V222H246V224H245V227L243 226V228H244V230H243V228H242V225H241V227H239V229H242V230H239V232H237V230L235 231L233 228H235V227H238V226H240L239 224H238V221H239V223L241 224V222H245V221H242L241 219H239V220H237L236 218H233V219H236V220H234V224L237 222V226L235 225V227H231V225L230 224H232V217H234V215H236V214H232V212L234 213V211L236 212V213H238V210H239V208L241 207V205L240 204H238L240 201V199L238 198V197H240V196H238L237 194L238 193H236V191H235V188H237L238 189V185L242 182V180H241V178L242 177H240V175H239V172L241 171V170H239V171H237V169H235L236 168V166L234 167L233 166V164L232 163H229V162H226V161H228V160H226V158L228 159V157H226V156H224V157H226L225 158V161L224 162H222L223 164H222V171H217L216 169H210V168H208L207 169V167L208 166H210V165H208L207 167H206V169H204L203 168V166H201L204 170H199V169H202L200 166H199V164H196V168H197V166L199 167V168H197L198 169V171H199V174L197 173V174H193V172H196L197 170L195 169L194 171L189 167V165L188 164H192L194 161H192V163H190V162H188V160L187 159H185V158H183L184 157V152H183V149H180V151L182 150V152H180V153H182L181 155H180V153H179V151L178 150H176L177 148H175L174 146V144H173V146H171V144L169 145L168 143H169V141H166L167 139L165 138V136L163 137H158V138H156V140H151L147 135H145V134H142L140 131V129H138V130H140V131H138L137 132V130H129V128H127V127H125V126H122V127H125V128H123V129H126L127 128V131L126 130H123V131H126L127 133H128V131H133L134 133H130L131 135H129V136H127L125 133H123L122 134V132H121V129H118V131H117V133L119 132V130H120V134H122L121 136L118 134V135H116L114 132H115V130H114V132H113V130H112V133L111 134H115V136H113V138L112 139H110V140H105V143L104 142H99L100 143V145H101V143H102V146L104 147V148H102V149H107V151H110L111 149H109V146H111V147H113L114 148V150L116 149V151H115V156L116 157H114L115 159L113 160V161H115V162H113V161H111V163H112V165H113V163H115V165H116V163L118 162L119 164H122V165H125L126 167L128 166L129 167V169H128V167H127V170H131V173H132V171H134L133 170V168L135 169V170H138V172H140V173H142V175H140V173H138L137 171V174H136V172H135V174L137 175V177H139V175H140V177L141 176H143V174H145V175H147V174H153V175H156L155 177H158V175L160 176V177H163L164 179H166L168 182L170 181L171 183H173V184H175L176 185V187L178 186V187H180V188H178V189H180L181 191H183L184 190V188H185V192H178L177 190H175L174 188V190L172 189V191L171 190H166L168 187H166L165 186V189L164 188H161V187H163L164 185H162V183L164 184V182H161V183H159V186L160 185H162V186H160V187H157V186H152L153 184H155L156 185V182H153V184L151 185V184H149V182L151 181H148V182H146L145 180L143 181V180H140L139 178H137L136 177V175L135 174H132L133 176H135V177H133V176H131V175H128V174H126L125 172H123V173H119V172H117L116 171V169H115V171H112V170H114L113 169V166H112V169L111 168H109L110 170H109V172H107V168H105L106 166V164H108V162H109V158L106 160L107 162H106V164H105V162L103 163V164H105L103 167H104V169H107L105 172V174L102 172V170L104 171V169L103 168H101L102 170L100 171V172H102V174H97V172H98V170L100 169V168H98V170H97V172L95 171V169H93V168H97L96 167V165L94 164V163H96V162H98V159H97V161L96 162H90L89 163V161H87V158H89L92 154H93V152H94V150H95V147H96V150H95V153L97 152V149H98V146H100V145H96L95 147H93V145H91L92 143H90V141H86V140H77V139H79V136L81 135V133H83V134H85L86 132H83L85 129H86V127L88 126L87 124H85L84 122V124L85 125H87L84 129H81L82 128V125H83V127H84V124L83 123H81V125H79V127L81 126V128H79V129H81V130H79L78 129V127H76L75 128V125L73 126L76 130L78 129L79 130V133H80V135L79 136H77L78 135V132H77V135H75V134H73V135H75V136H77L78 138L77 139H74V138H76V137H74L73 135H71L74 131H76V130H74V129H72V126L71 127H69L68 125L65 127V128H62L63 126L62 125H60V124H58V126L59 127H55L54 126V124L55 123H53V124H50V120L48 121V122H45ZM58 123V122H57ZM56 123V124H57ZM91 123V122H90ZM90 123H89V125H90ZM94 123V122H93ZM96 123H97V121H96ZM101 123V122H100ZM228 123H230V122H228ZM248 123H250V122H248ZM262 123V122H261ZM6 124H5V126H6ZM16 124V123H15ZM27 124V125H26ZM79 124V123H78ZM232 124V123H231ZM234 124V123H233ZM242 124H243V122H242ZM251 124L252 123H250V128H251ZM258 124V123H257ZM26 125V126H25ZM29 125V126H30ZM241 127H242V125L241 124H239ZM246 125V124H245ZM253 125V124H252ZM264 125V124H263ZM2 126V125H1ZM4 126V127H5ZM11 126V127H10ZM15 126V125H14ZM17 126H19V125H17ZM18 127V129H19V131H20V129L22 128V127ZM29 126H28V128L27 129H29ZM53 126V127H52ZM90 126H93V125H90ZM220 126H222V125H220ZM233 126V125H232ZM235 126V125H234ZM236 126H237V124H236ZM260 126V125H259ZM259 126H258V128H259ZM99 127H101L100 125H99ZM130 127V126H129ZM240 127V128H241ZM243 127H245V126H243ZM246 127H247V125H246ZM253 127V126H252ZM7 128H3L5 131H6V133L4 132H1L0 133V144L1 143H4V142H8V143H15V144H17L18 142H16V141H18V140H16L15 138L16 137H14L15 136V134L14 135H12L13 133H11V131L9 132V133H7L8 132V129ZM17 128V127H16ZM47 128V127H46ZM46 128H45V130H46ZM107 128V127H106ZM115 128V127H114ZM130 128H133V127H130ZM220 128V127H219ZM236 128V127H235ZM1 129V128H0ZM17 129V130H18ZM26 129V130H27ZM89 129V128H88ZM112 129V128H111ZM116 129V128H115ZM133 129H135V127L133 128ZM218 129V128H217ZM216 129V130H217ZM254 129H255V127H254ZM261 129H263L264 130V127L263 128H261ZM261 129H259L260 131H261ZM4 130H2V131H4ZM23 130H24V128H23ZM42 130V129H41ZM72 130H74L73 132H71ZM77 130V131H78ZM243 130V129H242ZM251 130V129H250ZM256 130H257V128H256ZM262 130V131H263ZM1 131V130H0ZM35 131H37V130H35ZM89 131V130H88ZM98 131V130H97ZM143 131V130H142ZM224 131V130H223ZM223 131H222V133H223ZM244 131V130H243ZM259 131V132H260ZM14 133H16V131H15V128H14V131H13ZM21 132V134H23L22 133V131H20ZM38 132H41V131H38ZM43 132V131H42ZM47 132V131H46ZM92 132V131H91ZM90 132V133H91ZM106 132V131H105ZM242 132V131H241ZM258 132V131H257ZM258 132V133H259ZM74 133H76V132H74ZM97 133V132H96ZM102 133V132H101ZM100 133V134H101ZM103 133H104V131H103ZM143 133H145V132H143ZM244 133V132H243ZM250 133V132H249ZM252 133H254V132H252ZM28 134V135H29ZM60 134H64V135H62L63 136V140H61V138H60ZM113 134V135H114ZM129 134V133H128ZM208 134V133H207ZM219 134H220V132H219ZM240 134V133H239ZM242 134V133H241ZM255 134V133H254ZM20 135V134H19ZM25 135V134H24ZM29 135V136H30ZM59 135V136H58ZM96 135V134H95ZM98 135V134H97ZM104 136H105V138H106V133L105 134H103ZM102 135V136H103ZM223 135V134H222ZM249 135V134H248ZM253 135V134H252ZM259 135L261 136V132L259 133ZM262 135H264V132H262ZM21 137H23V135H20ZM20 136H18V138L17 139H19L20 138ZM58 136V137H57ZM72 136V137H71ZM89 136H90V134H89ZM94 136V135H93ZM92 136V137H93ZM101 136V135H100ZM101 136V138H103ZM131 136V137H130ZM168 136V135H167ZM170 136V135H169ZM168 136V137H169ZM216 136V135H215ZM26 137H27V135H26ZM74 137V138H73ZM82 137H83V135H82ZM81 136H80V139H83ZM84 137H85V135H84ZM212 137V136H211ZM214 137V136H213ZM217 137V136H216ZM218 137H219V135H218ZM242 137V136H241ZM244 137H246V136H244ZM262 137H264V136H262ZM60 138V139H59ZM86 138H87V134H86ZM98 138V137H97ZM96 138V139H97ZM100 138V139H101ZM174 138V137H173ZM243 138V137H242ZM256 138V137H255ZM259 138H261V137H259ZM23 140L24 139H28V137L27 138H22ZM30 139V138H29ZM29 139L28 140H26V142H29ZM59 139V140H58ZM85 139V138H84ZM217 139V138H216ZM221 139V138H220ZM223 139V138H222ZM234 139V138H233ZM241 139V138H240ZM240 139L239 140H236V141H240ZM21 140V138L19 139V141ZM30 140V143L31 142H33V140L31 141ZM87 140H89V139H87ZM99 140V139H98ZM98 140H95V141H98ZM169 140H171L170 138H169ZM172 140H174V139H172ZM176 140H177V138H176ZM175 140V141H176ZM224 140V139H223ZM245 140H247V139H245ZM250 140V139H249ZM256 140V139H255ZM254 140V143H256V141ZM25 141V140H24ZM99 141H101V140H99ZM104 141V140H103ZM107 141V142H106ZM179 141H180V139H179ZM178 141V142H179ZM183 141V140H182ZM230 141V140H229ZM242 141H243V139H242ZM253 141V140H252ZM261 141H262V139H261ZM260 141V144H262L263 142H261ZM38 142V143H37ZM91 142H93V140L91 141ZM168 142V143H167ZM171 142V141H170ZM241 142V141H240ZM246 142V141H245ZM5 143V144H6ZM23 143H25V142H23ZM30 143H27V144H29V145H31L32 146V144H30ZM94 143H96V142H93V144ZM172 143H174V141L172 142ZM189 143V142H188ZM227 143V142H226ZM242 143V142H241ZM244 143V142H243ZM259 143V139H258V142H257V144ZM13 144H12V146H13ZM19 144V143H18ZM96 144H98V143H96ZM180 144H182V143H180ZM185 144V143H184ZM191 144V143H190ZM216 144V143H215ZM219 144V143H218ZM232 144V143H231ZM237 144H238V142H237ZM252 144V143H251ZM2 145V144H1ZM4 145V144H3ZM11 145V144H10ZM10 145H9V147H7V148H11L10 147ZM21 145V144H20ZM23 145H25V144H22V146ZM28 145V147H30L31 148V146H29ZM95 145V144H94ZM177 145V144H176ZM179 145V144H178ZM192 145V144H191ZM217 145V144H216ZM226 144H224V146H225ZM244 145V144H243ZM256 145V144H255ZM264 145V144H263ZM4 146H7V144L6 145H4ZM170 146V147H169ZM181 146V145H180ZM189 146V145H188ZM246 146H247V144H246ZM14 147V146H13ZM20 147V146H19ZM24 147V146H23ZM23 147H21V148H23ZM27 147V146H26ZM25 147V148H26ZM28 147H27V149H28ZM34 147H32L33 149H35ZM49 147L51 148H54V149H50L51 151H53V152H51V151H48L49 150ZM93 147V148H92ZM174 147V148H173ZM205 147V146H204ZM3 148H6V147H2V149ZM17 147L15 146V149H16ZM43 148V147H42ZM180 148V147H179ZM194 148V147H193ZM216 148H217V146H216ZM220 148V147H219ZM242 148V147H241ZM250 148V147H249ZM253 147H251V149H252ZM258 148V147H257ZM263 148V147H262ZM12 149V148H11ZM18 149V148H17ZM57 149V150H56ZM58 149H61V150H63V151H67V152H69V153H67V152H65L66 154H70L71 155V153H75V154H73V155H71L72 157H73V159H75L76 157V154L77 153H81V152H84V153H86V152H91L90 150H92V149H94V150H92L93 152L92 153H90L89 155L90 156H88L87 158H85L87 155L85 154L84 156V158H80L79 157V159H78V154H77V159L78 160H75V161H72L71 159H70V161H69V159L67 160V159H64V157H61L60 156V154H58V152H55V151H59ZM109 149V150H108ZM189 149V148H188ZM229 149V148H228ZM231 149V148H230ZM243 149V148H242ZM261 149V148H260ZM259 149V150H260ZM0 150H1V148H0ZM4 150H6V149H4ZM28 150H31V149H28ZM55 150V151H54ZM100 150V149H99ZM113 149H112V151H114ZM193 150V149H192ZM195 150V149H194ZM206 150V149H205ZM217 150V149H216ZM249 150V149H248ZM256 150V149H255ZM21 150H19V153L21 154V152H20ZM25 151V150H24ZM111 151V152H112ZM239 151H240V149H239ZM243 151V150H242ZM257 151V150H256ZM256 151H255V153H256ZM3 152V153H2ZM29 152V151H28ZM31 152V151H30ZM29 152V155L30 156H32V155H34L35 153V151H33V154L31 155V153ZM61 152V151H60ZM59 152V153H60ZM103 152V151H102ZM101 151H100V153L99 154H96L95 155V157L97 158L98 157V155L100 156L101 155V153H102ZM111 152H104V154L106 155V154H108V153H111ZM185 154H187V151L185 150ZM219 152V151H218ZM62 153V152H61ZM64 153V152H63ZM113 153V152H112ZM112 153H111V155H112ZM179 153V154H178ZM194 153V152H193ZM192 153V154H193ZM262 154H263V156H262V158L264 157V152H261ZM16 154V155H17ZM24 154H25V152H24ZM27 154V153H26ZM83 154V153H82ZM103 154V153H102ZM191 154V153H190ZM189 154V155H190ZM198 154V153H197ZM228 154V153H227ZM226 154V155H227ZM236 154H238V153H236ZM247 154H248V152H247ZM257 154V153H256ZM259 154V153H258ZM261 154V155H262ZM65 155V154H64ZM63 155V156H64ZM104 155V156H105ZM110 155V156H111ZM114 155V154H113ZM112 155V156H113ZM201 155H203V154H201ZM220 155V154H219ZM223 155V154H222ZM251 155V154H250ZM21 156V155H20ZM22 156H23V154H22ZM26 156H28V155H26ZM42 156H43V158H47V159H50V161H53V163H55V164H53L52 162V166L50 165H46V162L44 163L42 160H43V158H42ZM70 156V157H71ZM82 156V155H81ZM108 156V155H107ZM112 156H111V158L110 159H113L112 158ZM181 156H183L182 158H180ZM190 156H192L193 157V155H190ZM190 156H188V157H190ZM236 156V155H235ZM243 156H245V155H243ZM248 156V155H247ZM252 156V155H251ZM250 156V157H251ZM258 156V155H257ZM17 157H19V155L17 156ZM83 157V156H82ZM91 157H93L94 158V155L93 156H91ZM90 157V158H91ZM109 157V156H108ZM163 157V159H161ZM186 157H187V155H186ZM7 158V159H6ZM23 158V160L25 159L24 157H22ZM27 158H31V157H27ZM65 158H66V156H65ZM69 158V157H68ZM101 158V157H100ZM191 158V157H190ZM198 158V157H197ZM197 158H195V156H194V159H197ZM202 158V157H201ZM236 158V157H235ZM239 158V157H238ZM241 158V157H240ZM32 159H29L30 161L32 160ZM86 159V160H85ZM104 159V158H103ZM192 159V158H191ZM191 159H189V160H191ZM193 159V160H194ZM223 159V158H222ZM230 159V158H229ZM248 159V158H247ZM258 159V158H257ZM19 160H21V157H20V159ZM26 160V159H25ZM25 160H24V162H25ZM45 160V159H44ZM102 160V159H101ZM224 160V159H223ZM233 160V159H232ZM250 160H252V159H250ZM256 160V159H255ZM27 161H28V159H27ZM93 161H94V159H93ZM104 161V160H103ZM117 161V162H116ZM196 161H199V159L198 160H196ZM220 161H222V160H220ZM235 161H237V159L235 160ZM249 161V160H248ZM253 161V160H252ZM18 163L20 162H22V161H17ZM47 162H48V160H47ZM85 162H88L89 164H91V163H93L94 164V166H93V168L92 169H90V167H91V165H89L90 167H89V169L87 168V169H85V170H87V171H85V174L88 172V174H90V172H91V174H94L95 176H93V175H91L92 177H93V179H90L92 182H95L94 183V185H96L95 187H94V185H90V184H88V183H86V181L87 182H89V180H85V179H87L88 177H86L85 179L84 178H82V176H80L81 178L79 179V181H76V180H78V179H75V181L74 180H72L71 179V177H73V176H66V174H65V177L63 178V177H59V176H57L58 175V173H60V172H66V168L67 167H69L71 170H75V169H80V168H82V170L85 168ZM102 162V161H101ZM188 162V163H187ZM200 162V161H199ZM201 162H203V161H201ZM255 162V161H254ZM260 162V161H259ZM259 162H258V164H259ZM23 163V162H22ZM85 163V164H84ZM100 163V162H99ZM99 163H97V164H99ZM196 163H198V162H196ZM247 163V162H246ZM264 163V162H263ZM57 164V165H56ZM117 165L118 167L119 166H121V167H123L122 165ZM207 164V163H206ZM206 164H201V165H205L206 166ZM211 164V163H210ZM243 164H244V162H243ZM248 164V163H247ZM256 164V163H255ZM64 165H65V169H64ZM84 167H83V166ZM100 165V164H99ZM99 165H97V166H99ZM240 165V164H239ZM250 165V164H249ZM252 166H253V163L251 164ZM261 165H263V164H261ZM24 166H26V164L24 165ZM31 166H33V165H31ZM67 166V167H66ZM101 166V167H102ZM107 166H111V164L110 165H107ZM192 167H195V164L193 165H191ZM204 166V167H205ZM211 166H213V165H211ZM242 166V165H241ZM251 166V167H252ZM87 167V166H86ZM117 167V168H118ZM125 167V168H126ZM131 167V168H130ZM214 168H215V166H213ZM247 167V166H246ZM251 167H250V169H251ZM29 168V167H28ZM36 168V169H35ZM68 168V169H69ZM114 168H115V166H114ZM242 168V167H241ZM254 168H255V166H254ZM33 169H35V170H37V172L35 171V172H30V171H34ZM78 169V170H79ZM119 169V168H118ZM219 169V168H218ZM247 169H248V167H247ZM250 169H248V170H250ZM257 169V168H256ZM262 169H263V167H262ZM261 169V170H262ZM221 170V169H220ZM244 170V169H243ZM246 170V169H245ZM258 170V169H257ZM69 171V170H68ZM84 171H83V174H84ZM119 171H120V169H119ZM193 171V172H192ZM197 171V172H198ZM247 171V170H246ZM254 171V170H253ZM44 173L43 175H45V176H42L41 175V173ZM71 172V171H70ZM73 172V171H72ZM82 172V171H81ZM99 172V173H100ZM122 172V171H121ZM251 172V171H250ZM263 171H261V173H262ZM47 173V174H46ZM69 173V172H68ZM264 173V172H263ZM262 173V174H263ZM71 174V173H70ZM139 174V175H138ZM63 175H64V173H63ZM74 175V178H76V177H79V175H80V172H79V174H73ZM76 175H78V176H76ZM216 175V176H215ZM243 175V174H242ZM259 175V174H258ZM2 176V175H1ZM1 176H0V178H1ZM5 176V177H4ZM8 176V177H7ZM61 176V175H60ZM90 176V175H89ZM244 176V175H243ZM252 176V175H251ZM250 176V177H251ZM254 176V175H253ZM256 176V175H255ZM263 176V175H262ZM84 177V176H83ZM259 177V176H258ZM258 177H256L257 179H259ZM264 177V176H263ZM73 178V179H74ZM243 178H245V177H243ZM246 179V178H245ZM248 179V178H247ZM263 179V178H262ZM157 180H158V178H157ZM165 180V181H166ZM254 180H256L255 178H254ZM153 181H155V180H153ZM248 181V180H247ZM247 181H245V182H247ZM259 181V180H258ZM261 181V180H260ZM152 182V181H151ZM160 182V181H159ZM168 182H166V183H168ZM218 182H220L221 184H220V186H222V189H221V191H223V192H221V193H223V194H220V193H217V192H220V190L219 189H217V190H219V191H217V190H215L216 189V187H215V185H218L219 186V183ZM251 182V181H250ZM225 183V184H224ZM248 183V182H247ZM256 183V182H255ZM254 183V184H255ZM158 184V183H157ZM173 184L171 185V186H173ZM242 184V183H241ZM250 184V183H249ZM252 184V183H251ZM254 184H253V186H254ZM257 184V183H256ZM246 185V184H245ZM245 185H244V187H245ZM257 185H259V183L257 184ZM238 186V187H237ZM243 186V185H242ZM260 186V185H259ZM173 187H175V186H173ZM175 187V188H176ZM263 187V186H262ZM172 188V187H171ZM217 188H219V187H217ZM242 188V187H241ZM246 188H247V185H246ZM245 188V189H246ZM249 188V187H248ZM169 189V188H168ZM177 189V188H176ZM183 189V190H182ZM186 189H188V193L186 192ZM245 189L243 188V190L245 191ZM253 189V188H252ZM263 189V188H262ZM261 189V190H262ZM189 190H191L190 192L191 193H189ZM238 190H241V189H238ZM246 190H249V192L251 193V189H246ZM173 191H175V192H173ZM177 191V192H176ZM217 191V192H216ZM194 192H196L197 194H198V196H199V194H200V192H202L203 194H205L207 197H209L210 199H213V200H210V201H213V202H210V201H207V200H209V199H207L206 200V198L207 197H205L204 195V197H205V200L203 199V197L201 198H198V196H196V193H194ZM240 192H242V191H239V193ZM194 193V194H193ZM248 193V192H247ZM262 193H263V195H262ZM12 194H14V195H12ZM64 194V195H63ZM66 194H72L71 196H70V198L69 197H66L65 198V196H67ZM256 194H258V193H256ZM200 195H202V194H200ZM243 195H245V194H243ZM242 195V196H243ZM241 196V197H242ZM245 196V197H246ZM256 197V199L255 198H253V197ZM263 197V198H262ZM31 198V199H30ZM33 198H36V199H33ZM76 198V199H75ZM80 198V199H79ZM81 198H82V200H83V202L85 201L86 202V200L87 201H89L90 203L89 204H91V206L92 207H95V211L92 209V207L89 205V207H91V209L93 210V211H91V210H89V208H88V206H87V204H88V202L86 203V207H82V209H83V214H81V219H80V222L79 223H77V222H75V220L72 218V214L70 215V213L72 212V208H73V205H75L74 207H75V209L79 206V205H82V203L80 202V200H81ZM84 198H86V200H84ZM223 198V199H222ZM225 198H227V199H229L230 201H225ZM246 198V199H247ZM32 199H33V202H30V204H29V201H32ZM69 199V200H68ZM77 199H79V201H78V203H77ZM250 199H251V201H250ZM254 199V200H253ZM35 200H37V201H35ZM67 200V201H66ZM252 200H253V202H252ZM34 201L37 203H39L40 205H44V207H50V210H49V208H47L48 210H49V214H50V216H52L53 218H57L58 220H53L52 219V222L53 221H55V223L56 224H58L59 222L60 223H62V225L64 226H61V225H59V226H61V228H67V227H65V226H71L70 227V229H69V227L66 229V230H63L61 233H59V231H57L58 233H56L55 232V230H53V229H59L60 227L59 226H57L56 228H55V226H53V225H55V224H50L51 223V220H50V223H49V221H48V224H47V222L45 221V222H41V221H39L38 219H35L34 217H35V215H37L38 214V211H40V208H42V206H39V209H35L34 208V206L35 205H38V204H35L34 206L32 205V203L34 204ZM84 202V203H85ZM78 204V206H77V204ZM83 203V204H84ZM226 203H230V205L231 206H228ZM254 203V204H253ZM243 204V205H244ZM9 206L10 208H15L16 210H17V212L15 211V209H14V213L16 212V213H18L20 210L22 211V213H21V211L18 213V214H20L21 216L23 215V216H25V215H31V216H34V217H29L30 219H32V221L31 222H33L34 220H33V218L35 219V220H38V222H39V225H38V223L36 224V225H32L31 223H29L30 222V219H28V218H26V216L24 217V218H26L27 219V221H29L28 222V224L29 225H25V224H23V222H21L20 220H23L24 221V219L23 218H18V219H20V220H18L17 218H15V214L13 215V216H11V214H6L5 215V213L1 210V209H3L2 207H4V206ZM72 205V206H71ZM246 205V206H247ZM258 205L260 206V205H263L264 206V202L263 203H258ZM258 205L256 206V209H258V208H261V207H258ZM82 206H84V205H82ZM224 206V207H223ZM262 206V207H263ZM36 207V206H35ZM53 209H52V208ZM81 207V206H80ZM79 207V208H80ZM226 207V208H225ZM243 208H244V206H242ZM6 208H8V207H6ZM230 208V209H229ZM242 208V209H243ZM264 208V207H263ZM263 208H261V209H263ZM9 209V208H8ZM44 209V208H43ZM81 209V208H80ZM79 209V210H80ZM86 209V210H85ZM228 209V210H227ZM253 210L255 209V208H252ZM38 210V211H37ZM48 210H44V211H46V212H48ZM74 210V209H73ZM231 210V211H230ZM259 210V209H258ZM258 210H257V213H259L260 214V211L258 212ZM264 210V209H263ZM5 211H7L8 212V210L6 209ZM10 211H11V209H10ZM37 212V214H36V212ZM43 211V212H44ZM69 211H71V212H69ZM74 211H77V209L76 210H74ZM81 211V210H80ZM240 211V210H239ZM6 212V213H7ZM12 212V213H13ZM24 212H25V214H24ZM45 212V213H46ZM78 213H79V215H80V212L79 211H77ZM75 213V215L76 214H78V213ZM242 212H244V210H242ZM242 212H240V213H242ZM41 213V212H40ZM73 213V212H72ZM82 213V212H81ZM256 213V214H257ZM42 214V213H41ZM44 214V213H43ZM48 214V215H49ZM239 214V213H238ZM246 214V213H245ZM258 214V215H259ZM9 215V216H8ZM19 215V216H20ZM39 215V214H38ZM47 215V213L45 214V216ZM73 215H74V213H73ZM74 215V216H75ZM242 215V214H241ZM253 215V214H252ZM261 215L263 216V213H261ZM261 215L259 216V217H261ZM13 217L14 219H12L11 217ZM18 216V215H17ZM20 216V217H21ZM22 216V217H23ZM50 216L48 217V216H46V217H48V218H50ZM71 216V217H70ZM250 216L252 217V218H250ZM38 217V216H37ZM44 217V216H43ZM42 217V218H43ZM77 217V216H76ZM75 217V218H76ZM236 217V216H235ZM240 217V216H239ZM264 217V216H263ZM41 218V217H40ZM73 220H72V219ZM254 219H257V220H254ZM258 219H259V221H258ZM42 220V219H41ZM45 220V219H44ZM240 220H241V222H240ZM58 223H57V222ZM77 221V220H76ZM236 221V222H235ZM258 221V222H257ZM24 222H26V221H24ZM37 222V221H36ZM27 223V222H26ZM42 223V224H41ZM59 223V224H60ZM251 223V224H250ZM252 223H253V226H252ZM263 223H264V220H263ZM40 224H41V226L43 225V224H45V225H43L42 227L40 226ZM234 224H232V225H234ZM31 225L33 226V227H31ZM38 227V229L37 228H35V227ZM45 226V228L43 229V227ZM255 226V227H254ZM258 226V227H257ZM59 227V228H58ZM260 227V228H259ZM35 228V229H34ZM25 229H26V231H25ZM37 229V230H36ZM71 229V230H72ZM76 229V230H75ZM133 229H134V231L135 230H137L136 231V234L138 233V231L139 232H144V235H145V237H143L142 238V240L143 239H145V241H149L150 243H151V241H153L154 243H155V245H156V250H155V252L153 251V249H154V247L151 249V248H148V249H146L145 248V246L144 247H142V245L141 244H143V243H141L142 242V240H141V238H139V237H141L140 235V233H139V239L141 240H138V238L136 239V237H137V235H135V234H133ZM235 229H237V228H235ZM18 230L17 231H15V232H17L18 233ZM62 230V229H61ZM75 230V231H74ZM40 231V230H39ZM67 231V232H68ZM242 231V233L241 234H239L240 232ZM15 232H13L14 234H15V237H16V233ZM27 233V234H29V236H30V233ZM67 232H65V233H67ZM82 232V233H81ZM12 233V234H13ZM31 233V234H32ZM38 233V234H37ZM56 233V234H55ZM74 233V234H75ZM135 233V232H134ZM26 234V235H27ZM92 234H93V236H92ZM9 235V234H8ZM8 235H6V236H8ZM52 235V236H51ZM58 235H60V238L58 237ZM64 235H66V234H64ZM68 235V236H69ZM91 235V236H90ZM134 235L136 236L135 237V239H134ZM143 235V234H142ZM6 236H4V237H6ZM21 236H23V234L21 235ZM29 236L27 235L26 237L27 238H25V240L27 241V239H31L32 237H30L29 238ZM67 236V235H66ZM68 236L67 237H65V238H68ZM77 236V235H76ZM118 236H121L119 239H118ZM20 237V235L18 236V237H16L15 239L17 240L18 238ZM24 237V236H23ZM22 237V238H23ZM58 237V238H57ZM110 238V237H112L113 239H114V241H115V239L117 240H119V243L116 241V245H117V247H118V249L119 250H121V252H118L119 254H117L116 252V250H118V249H116V250H113L114 252H115V254H117V255H115L114 254V252L113 251H111V248L112 247H114V246H112V245H115L114 243L110 246V245H107V247L105 246L106 244L105 243H108V239L107 240H105L104 238ZM117 237V238H116ZM38 238V237H37ZM111 238V241H110V243L113 241V239ZM121 238L123 239L122 241H120L121 240ZM2 239V240H1ZM6 239H8V238H6ZM24 239V238H23ZM36 239V238H35ZM58 239V240H57ZM75 239V240H74ZM101 239H103V242H104V244H101V243H99L100 241H101ZM19 240H21V239H18V241ZM32 240V239H31ZM30 240V241H31ZM39 240V239H38ZM43 240V239H42ZM60 240V241H59ZM100 240V241H99ZM107 241V242H105V241ZM133 240H138L141 244H139V242L138 241H134L133 242ZM6 241V240H5ZM12 241V240H11ZM10 241V242H11ZM33 241V240H32ZM31 241V243H33ZM37 241V240H36ZM68 241H70V242H68ZM99 241V242H98ZM113 241V242H114ZM144 241V245H145V242ZM9 241L8 242H6L5 244H7V243H10ZM29 242V241H28ZM39 242V241H38ZM37 242V243H38ZM42 242V241H41ZM47 244H48V242L47 241H45ZM44 242V243H45ZM121 242H123V243H121ZM148 242V243H149ZM101 244L104 248H108L109 246H110V251L111 252H113L112 254L110 253V254H107V251L106 252H103L104 251V248H103V251H102V249H101V251L99 250V248H97V247H99L100 246V248H101V245H99V244ZM120 244V245H118V244ZM149 243V244H150ZM153 243V244H154ZM27 244V243H26ZM29 244H30V242H29ZM34 244V243H33ZM65 244V243H64ZM109 244V243H108ZM152 243L150 244V247L153 245ZM9 245H11V244H9ZM122 245V246H121ZM15 246V245H14ZM30 246H32V244L30 245ZM34 246V245H33ZM64 246V245H63ZM81 245H79V247H80ZM149 245H147V247H148ZM154 246V245H153ZM6 247H8V246H6ZM29 247V246H28ZM34 247H37V245H35ZM41 247V246H40ZM47 247V246H46ZM65 247V246H64ZM64 247H60V248H64ZM76 247H74L75 249H76ZM116 247V248H117ZM15 248V247H14ZM17 248V247H16ZM39 248V247H38ZM50 248H51V246H50ZM91 248V249H90ZM120 248H122V249H120ZM98 249V250H97ZM112 249H115V247L114 248H112ZM6 250V249H5ZM10 251H8V252H11V249H9ZM14 251L13 252H15V249H13ZM17 250V249H16ZM29 250V249H28ZM53 250V249H52ZM73 250V249H72ZM108 250V253L110 252L109 251V249H107ZM128 250L130 251V252H132V255H133V257H129L130 258V261L128 260V259H126V258H128V256L129 255H127V257L126 258H124V256H126L125 254H122V253H126V251L128 252ZM19 251V249L16 251V252H18ZM27 251V250H26ZM47 251V250H46ZM49 251V250H48ZM51 251V250H50ZM56 251V250H55ZM62 251V250H61ZM153 251V252H152ZM66 252V251H65ZM71 252L74 254H72L71 255ZM12 253V252H11ZM20 253H21V251H20ZM47 253V252H46ZM60 253H64V252H60ZM67 253V252H66ZM4 255H5V251H4V253H3ZM18 254V253H17ZM30 254V253H29ZM50 254V253H49ZM129 254H131V253H129ZM152 254H154L155 256H157L156 258H159L158 260L157 259H152L151 258V256H152ZM2 255V254H1ZM6 255H7V253H6ZM23 255V254H22ZM21 255V256H22ZM33 255V254H32ZM31 255V256H32ZM47 255V254H46ZM3 256V255H2ZM8 256V255H7ZM21 256H20V258H21ZM26 257V256H25ZM36 257H38V256H36ZM51 257V258H52ZM62 257H64V256H62ZM3 258V257H2ZM8 258H9V256H8ZM18 258V257H17ZM53 258H52V260H53ZM131 258H133V260L131 259ZM28 259H29V257H28ZM42 259V258H41ZM40 259V260H41ZM7 260V259H6ZM5 260V261H6ZM9 260V259H8ZM12 260V259H11ZM21 260V259H20ZM19 260V261H20ZM33 260V259H32ZM31 260V261H32ZM37 260V259H36ZM49 260H50V258H49ZM18 261V260H17ZM38 261V260H37ZM42 261H43V259H42ZM51 261V260H50ZM56 261H55V264H56ZM1 262V261H0ZM4 262V261H3ZM6 262H8V261H6ZM23 262V261H22ZM25 262V261H24ZM52 262V261H51ZM50 262V263H51ZM53 262H54V260H53ZM33 263V262H32ZM46 263H47V261H46ZM8 264V263H7ZM10 264H11V262H10ZM14 264V263H13ZM43 264V263H42ZM48 264H49V262H48Z\"/></svg>",
    "mask_w": 264,
    "mask_h": 264
}]
</instances>
